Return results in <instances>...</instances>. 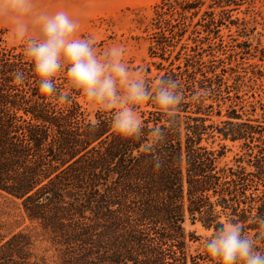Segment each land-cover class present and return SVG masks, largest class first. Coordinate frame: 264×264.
Returning <instances> with one entry per match:
<instances>
[{"label": "trees", "instance_id": "trees-1", "mask_svg": "<svg viewBox=\"0 0 264 264\" xmlns=\"http://www.w3.org/2000/svg\"><path fill=\"white\" fill-rule=\"evenodd\" d=\"M227 2L154 5L151 38L159 39L152 43L167 65L144 81L150 96L174 81L181 100L167 115L147 99L151 109L135 140L113 135L109 113L86 112L80 94L66 91L63 72L55 78L57 95L42 97L24 46H7L0 27V198L20 217L7 212L0 225V264H211L204 239L185 232L186 221L214 235L231 220L264 252L256 224L264 216V110L262 121L255 105L247 113L238 82L230 96L226 73L233 69L212 53L205 61L202 47L188 43L189 35L193 43L202 34L206 41L219 37ZM165 32L184 41L180 53ZM17 71L22 84L13 79ZM153 128L163 139L145 151ZM216 139L236 144L232 163L220 164L225 145L202 143ZM30 225L47 236L55 256L35 252ZM189 242L198 245L191 251Z\"/></svg>", "mask_w": 264, "mask_h": 264}, {"label": "clouds", "instance_id": "clouds-1", "mask_svg": "<svg viewBox=\"0 0 264 264\" xmlns=\"http://www.w3.org/2000/svg\"><path fill=\"white\" fill-rule=\"evenodd\" d=\"M0 25L6 26L14 40L25 41L24 55L28 58L38 92L42 97L57 95L56 76L65 75L66 91L78 92L91 107L110 114L113 135L122 140H135L143 124L137 106L151 99L165 114L171 115L181 97L174 81H163L150 96L145 81L129 72L123 62L124 49L113 45L98 55L93 38H80L75 34L78 24L67 12H50L37 0H0ZM33 30L36 38H29ZM13 79L24 82L17 71ZM63 98V97H61ZM151 150L162 139V131L153 128ZM264 232V216L256 218ZM257 237L245 235L241 226L225 220L211 237L204 238V247L211 264H264V252L256 247Z\"/></svg>", "mask_w": 264, "mask_h": 264}, {"label": "rangeland", "instance_id": "rangeland-1", "mask_svg": "<svg viewBox=\"0 0 264 264\" xmlns=\"http://www.w3.org/2000/svg\"><path fill=\"white\" fill-rule=\"evenodd\" d=\"M159 0H37L38 4L50 12L63 10L69 17L78 24L76 36L80 38H93V43L98 55H103L105 50L113 45H120L124 49L122 57L131 74L141 77L152 78L159 70L158 65L166 66L167 63L161 60L162 52L153 45L152 41L159 39L151 38V16L153 7ZM229 11L224 19L226 25L220 27L219 37L209 41L202 36L194 37L197 40L193 43L188 41L190 46L194 44L202 47V55L205 61L213 57L214 54L223 59L224 67L232 68L228 70L226 77L231 85L230 96H233V85L238 82L240 85L239 95L243 99L246 110L250 112L252 108L248 105H255V117H261L264 110V0H227ZM219 10H216V14ZM175 23V22H174ZM4 39L9 47L19 48L24 46L25 41L14 40L6 26ZM167 40L175 45L177 53H180L182 43L180 36L174 35L171 39L168 32ZM38 32L33 30L29 33V38H36ZM188 35H184L186 38ZM196 36V35H195ZM200 38V41L198 39ZM179 39V40H178ZM220 42L222 45H220ZM178 43V44H177ZM154 46V47H153ZM184 46V45H182ZM209 46H211L209 48ZM152 47V48H151ZM211 48L213 51L211 52ZM152 51L156 52L155 54ZM181 53H183L181 51ZM182 55V54H181ZM166 56V55H165ZM177 63V62H176ZM236 77V78H235ZM235 78V79H234ZM82 108L92 115L96 109L90 106L89 101L79 95L76 99ZM234 100V99H233ZM236 101V100H235ZM261 103V110L259 103ZM151 109L147 99L137 106V111L141 115ZM261 115V116H260ZM216 121V119H215ZM208 147L218 149L220 145L226 146L225 155L219 160L221 165L230 164L233 156L238 151L236 144L229 141L216 139L214 141H203ZM0 225H3L9 218V212L13 218L20 219L16 207L0 198ZM28 224V222H26ZM29 225V224H28ZM31 226V225H30ZM33 227V226H31ZM31 233L35 235L34 250L38 254L46 257L55 256L56 252L46 241L47 236L35 226ZM185 232L203 240L206 236L211 237L212 229L204 227L200 222L184 224ZM4 229V228H3ZM2 229V231H4ZM198 242H189L190 250H194Z\"/></svg>", "mask_w": 264, "mask_h": 264}]
</instances>
